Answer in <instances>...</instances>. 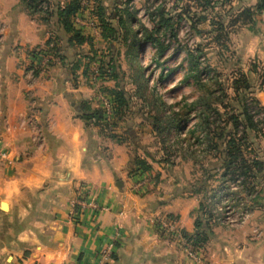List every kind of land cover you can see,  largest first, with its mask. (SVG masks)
Returning <instances> with one entry per match:
<instances>
[{
    "label": "crops",
    "instance_id": "obj_1",
    "mask_svg": "<svg viewBox=\"0 0 264 264\" xmlns=\"http://www.w3.org/2000/svg\"><path fill=\"white\" fill-rule=\"evenodd\" d=\"M19 4L0 0V264H95L107 246V264H264V193L245 225L211 223L198 258L188 255L185 236L197 232L201 194L185 189L177 166L141 153L134 141L87 128L81 103L102 106L101 92L87 71L55 55L48 33ZM257 16L264 56V11ZM79 192L88 206L76 220ZM165 216L178 237L160 231Z\"/></svg>",
    "mask_w": 264,
    "mask_h": 264
},
{
    "label": "rangeland",
    "instance_id": "obj_2",
    "mask_svg": "<svg viewBox=\"0 0 264 264\" xmlns=\"http://www.w3.org/2000/svg\"><path fill=\"white\" fill-rule=\"evenodd\" d=\"M240 2V0H213L214 7L204 9L197 0H81L83 7L72 21L85 41L82 44L67 45L59 53L62 56L69 51L70 54L67 56H70L66 57L65 61L73 63L75 70L87 71L86 77L92 82L95 91L97 88V91L103 94L102 97L113 99L111 90L118 86H122L130 93L133 103L131 114L124 121L114 117L105 123L107 131L110 134L114 133L119 138H126V142L134 141L138 147H141V153L148 151L160 160L177 166L179 175L184 177L185 189L196 190L206 180L209 185L208 191H204L201 198L205 197L209 201L212 212L215 214L212 225L221 223V214L216 212L220 202L217 191L224 188L226 194H233L231 184L234 181H217L213 177L214 171L211 169L214 161L212 157H206L200 150L197 155H192L186 151L189 144L187 142H183L181 145L176 144L178 138L186 137V129L161 133L154 128V124L166 125V121L173 111L182 112L186 103H192L200 96L201 90L197 80H201L202 85L206 88L208 86L212 88L210 81L212 78H214V82L217 79L230 84L233 78L238 76L239 71L247 73L252 78L253 87L248 93L247 103L254 107L253 113L259 112V107H261H257L253 103V99H258L264 106V56L259 52V49H262L263 40L256 29L259 17L254 16L255 24L250 25L253 30L249 31V25L235 22V13L240 5H247L243 0ZM65 3L63 0V4ZM100 6L105 7L107 21L116 27H118L122 11L129 10L134 14V18L132 17L134 21L131 22V19L127 17V25L134 31H139V35L142 27L148 29L154 27L151 13L158 6H162L169 16L182 14L183 19L176 22L177 37L174 39L168 37L164 41L167 49L160 62L156 60V50L150 43L142 44L136 58H132L127 54L125 29L120 30L118 38L104 37L105 32L98 15L101 10ZM29 15L43 31L48 33L50 47L53 45L61 47L67 43L68 35L61 28H54L53 22H45L43 20L45 14ZM201 17H206V19L199 21ZM214 19L224 22L223 31L208 32L215 27L211 24ZM194 23H198V27L206 33H196L193 27ZM5 28V24L0 20V35L3 34ZM217 36L218 39H216ZM252 39L256 40L255 48L250 47ZM257 43H259L258 46ZM54 53L56 55L57 51ZM44 54L46 58V53ZM195 60L198 65L194 62ZM113 62L121 66L114 72L112 67L108 66ZM79 64L83 66L82 69ZM114 74L117 75V78L114 77ZM141 74L142 78L139 79L138 76L141 77ZM142 81L148 85L146 90L139 87ZM229 95L232 99L226 101L238 105V101L233 100L232 89L229 90ZM218 105L222 110L224 109L221 104ZM100 107L104 110L102 106ZM197 115V112H193L190 117L188 127L191 130L195 129L200 121ZM261 116L264 114H256V122L260 120ZM128 125L136 128L137 133L139 132L134 137L135 139L131 137L132 135H124V131L127 133ZM192 141L195 140L192 139ZM250 141L254 144L253 148L260 146L264 151V139L261 136H251ZM196 147L197 145L194 143L193 148ZM207 169H211L209 173H206ZM209 175H212V179L208 181ZM237 194L242 196L241 191ZM255 194V192L251 194L252 198L249 199L251 208L257 201Z\"/></svg>",
    "mask_w": 264,
    "mask_h": 264
},
{
    "label": "trees",
    "instance_id": "obj_3",
    "mask_svg": "<svg viewBox=\"0 0 264 264\" xmlns=\"http://www.w3.org/2000/svg\"><path fill=\"white\" fill-rule=\"evenodd\" d=\"M20 0L19 8L26 10L29 14L43 13L46 16L43 20L47 23L53 22L54 28H61L65 34L68 35L67 43L58 47L57 45L51 46L53 51L61 53L67 45L82 44L85 39L81 36L80 31L75 28L72 19L81 11V0ZM204 9H212L214 7L213 0H197ZM204 1V2H203ZM242 2V0H240ZM240 2V3H241ZM46 6V7H45ZM99 18L104 29L105 38H118L121 29H125L126 43L128 46V56L136 58L137 53L144 43H150L156 50V60L160 59L165 54L167 46L164 41L169 37L173 39L177 37L176 22L183 19L182 14L169 16L162 6L156 7L151 13V20L154 23L152 29L142 27L139 31H134L127 25V17L134 21V14L129 10L122 11L118 20V27L107 21L105 14V7L100 6ZM264 11V0H257L255 6H247L241 4L235 13V22H242L245 25H254V16L259 15ZM126 15V16H124ZM206 19V17L199 18ZM194 23L193 27L198 34L206 33ZM214 27L210 33L221 32L224 30V22L214 19L211 21ZM122 31V30H121ZM115 35V36H114ZM133 35V36H132ZM132 36V39H130ZM61 38V37H59ZM218 39V36L216 37ZM62 40V38H61ZM62 59L66 58L64 55H59ZM131 58V59H132ZM197 64V61H194ZM198 65V64H197ZM108 66L112 67V71L120 69V65L116 62L109 63ZM117 78V75L114 74ZM138 78H142L138 76ZM144 78V77H143ZM137 81V79H136ZM212 88H206L202 85L201 80H197L199 89L201 90L200 96L192 103H186L184 110L181 112L173 111L172 115L166 121V125L154 124V128L163 132H177L186 129V137L178 138L176 144L181 145L187 142L188 147L186 151L192 155H197L198 150L214 159L212 163V170L214 171V178L219 182H230L237 179L241 180V193L254 194L260 197L264 193V187L261 185L264 181V151L261 147L253 148L251 136L260 137L264 139V116L256 122V114H264V106H262L258 99H253L260 108V111L253 113L254 107L247 103L248 93L253 87L252 78L247 73L239 71L232 82L218 81L214 78L210 80ZM214 82V83H213ZM142 89H147L148 85L142 81L139 84ZM234 92V99L238 101V105L226 101L232 99L229 95V90ZM221 93V95H219ZM111 95L114 101V117L117 120L124 121L131 114L132 96L122 86H118L111 90ZM221 96V97H219ZM223 106V110L220 107ZM82 118L86 122L87 128L94 125L106 129L104 110L99 107L91 106L88 101L81 103ZM193 112L198 113L200 119L195 129H189L188 124ZM241 126L242 129H241ZM107 130V129H106ZM198 133H197V132ZM253 131V133H251ZM111 136L121 140L117 135L111 133ZM194 139L195 141H192ZM197 145V149L193 148V144ZM249 155V156H248ZM138 166L143 171H151L152 166L144 159L137 160ZM210 169V170H211ZM210 170H206L209 173ZM221 172V173H220ZM212 179L209 175L208 181ZM201 183L199 188L193 190L194 193L203 194L208 191V183ZM203 196V195H202ZM256 202V201H255ZM215 218L212 212L211 205L205 197L200 200L198 208V216L195 220V228L197 230L192 236H185L187 242L193 251L201 248L210 238V224Z\"/></svg>",
    "mask_w": 264,
    "mask_h": 264
},
{
    "label": "built area",
    "instance_id": "obj_4",
    "mask_svg": "<svg viewBox=\"0 0 264 264\" xmlns=\"http://www.w3.org/2000/svg\"><path fill=\"white\" fill-rule=\"evenodd\" d=\"M100 100L102 107L104 109L105 117L107 121L114 119V101L113 99H106L102 97ZM262 117V116H261ZM149 178L144 177L140 181V186L142 187L148 182ZM241 180L237 179L231 184L233 194H226V190L221 188L217 191V197L219 196L220 202L217 205L216 212L220 213V221L226 227H239L247 223L252 215V208L250 206L251 194L247 195L242 193V196L237 193L241 189ZM237 196L235 198V195ZM88 204L83 192H79L75 199L73 200V212L72 217L78 219L87 208ZM158 226L162 234L170 238L178 237L179 230L176 227L174 220L168 216L162 217L158 221ZM190 246H186L188 255L193 258H198V253L190 250ZM111 246H107L100 250L97 261L95 264H107L108 260L111 258Z\"/></svg>",
    "mask_w": 264,
    "mask_h": 264
}]
</instances>
